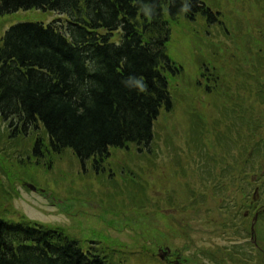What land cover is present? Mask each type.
Masks as SVG:
<instances>
[{"label": "rangeland", "instance_id": "obj_1", "mask_svg": "<svg viewBox=\"0 0 264 264\" xmlns=\"http://www.w3.org/2000/svg\"><path fill=\"white\" fill-rule=\"evenodd\" d=\"M203 1L222 24L180 18L172 26L168 54L184 71L170 78L173 111L161 113L142 151L112 148L98 171L71 150L36 159L38 135L12 138L0 120V214L7 215L0 217L61 228L113 264H173L176 257L180 264H264V172L254 168L264 171V158H254L249 135L238 144L247 125L234 129L245 82L253 85L264 70V0ZM65 18L42 10L2 16L0 46L13 25ZM204 66L216 71L212 94Z\"/></svg>", "mask_w": 264, "mask_h": 264}, {"label": "trees", "instance_id": "obj_2", "mask_svg": "<svg viewBox=\"0 0 264 264\" xmlns=\"http://www.w3.org/2000/svg\"><path fill=\"white\" fill-rule=\"evenodd\" d=\"M184 3L190 4V11H181ZM21 10L66 18L48 25L19 23L5 32L0 46V120L12 138L38 135L34 158L45 151L71 150L82 165L91 161L95 171L110 158L112 148L148 147L161 112L173 110L170 78L184 69L168 54L172 26L180 18L222 24L220 12L203 0H0V17ZM257 52L255 59L260 57ZM215 73L203 67L208 94L217 91ZM130 77L141 80L145 90ZM254 80L242 88L243 114L234 129L248 126L238 134V144L249 135L255 141L254 158L262 159L264 70ZM256 165L263 173V165ZM256 176L261 180V173ZM0 264L113 263L96 247L85 251L61 228L0 217Z\"/></svg>", "mask_w": 264, "mask_h": 264}, {"label": "clouds", "instance_id": "obj_3", "mask_svg": "<svg viewBox=\"0 0 264 264\" xmlns=\"http://www.w3.org/2000/svg\"><path fill=\"white\" fill-rule=\"evenodd\" d=\"M142 10L145 12V15H149V9H148L147 6H144V8H143ZM190 10H191V6H190V4H188V3H184V4L182 5V8H181V11H182V12H188V11H190ZM131 80H135V82H136V87H138L140 91L145 90V87H146V86L144 85V83H143L141 80H139V79H135V78H133V77H130V78H129V81H131Z\"/></svg>", "mask_w": 264, "mask_h": 264}, {"label": "flooded vegetation", "instance_id": "obj_4", "mask_svg": "<svg viewBox=\"0 0 264 264\" xmlns=\"http://www.w3.org/2000/svg\"><path fill=\"white\" fill-rule=\"evenodd\" d=\"M171 256V253L167 256L168 258ZM175 264H179V258L175 260Z\"/></svg>", "mask_w": 264, "mask_h": 264}, {"label": "water", "instance_id": "obj_5", "mask_svg": "<svg viewBox=\"0 0 264 264\" xmlns=\"http://www.w3.org/2000/svg\"><path fill=\"white\" fill-rule=\"evenodd\" d=\"M33 190H35V188L33 187Z\"/></svg>", "mask_w": 264, "mask_h": 264}]
</instances>
